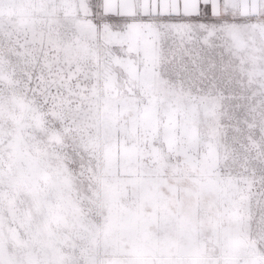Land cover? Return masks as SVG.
<instances>
[{
	"label": "snow or ice",
	"instance_id": "snow-or-ice-1",
	"mask_svg": "<svg viewBox=\"0 0 264 264\" xmlns=\"http://www.w3.org/2000/svg\"><path fill=\"white\" fill-rule=\"evenodd\" d=\"M0 264H264V0H0Z\"/></svg>",
	"mask_w": 264,
	"mask_h": 264
}]
</instances>
